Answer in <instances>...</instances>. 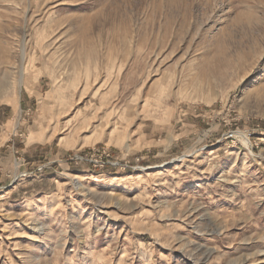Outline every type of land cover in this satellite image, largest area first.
I'll list each match as a JSON object with an SVG mask.
<instances>
[{
    "label": "rangeland",
    "instance_id": "374dc122",
    "mask_svg": "<svg viewBox=\"0 0 264 264\" xmlns=\"http://www.w3.org/2000/svg\"><path fill=\"white\" fill-rule=\"evenodd\" d=\"M263 123L264 0H0V264H264Z\"/></svg>",
    "mask_w": 264,
    "mask_h": 264
},
{
    "label": "built area",
    "instance_id": "2783aa9c",
    "mask_svg": "<svg viewBox=\"0 0 264 264\" xmlns=\"http://www.w3.org/2000/svg\"><path fill=\"white\" fill-rule=\"evenodd\" d=\"M111 156L109 153L102 151L100 156L97 158H92V155L87 153H81L79 155H74L73 157H69V160L72 164L84 163L92 166L94 169H103L105 167H118L117 163L111 161ZM39 169H42L41 167Z\"/></svg>",
    "mask_w": 264,
    "mask_h": 264
},
{
    "label": "bare ground",
    "instance_id": "6f19581e",
    "mask_svg": "<svg viewBox=\"0 0 264 264\" xmlns=\"http://www.w3.org/2000/svg\"><path fill=\"white\" fill-rule=\"evenodd\" d=\"M74 179H77V176H75V178ZM208 254V253H207ZM207 254L206 253H203L202 255L204 256V257H206L207 256Z\"/></svg>",
    "mask_w": 264,
    "mask_h": 264
},
{
    "label": "crops",
    "instance_id": "0c3cea01",
    "mask_svg": "<svg viewBox=\"0 0 264 264\" xmlns=\"http://www.w3.org/2000/svg\"><path fill=\"white\" fill-rule=\"evenodd\" d=\"M42 172H46V170L45 169H43L42 170ZM41 171H39V172H35V173H37V174H39V173H42Z\"/></svg>",
    "mask_w": 264,
    "mask_h": 264
},
{
    "label": "trees",
    "instance_id": "16d2710c",
    "mask_svg": "<svg viewBox=\"0 0 264 264\" xmlns=\"http://www.w3.org/2000/svg\"><path fill=\"white\" fill-rule=\"evenodd\" d=\"M264 124V123H263Z\"/></svg>",
    "mask_w": 264,
    "mask_h": 264
}]
</instances>
